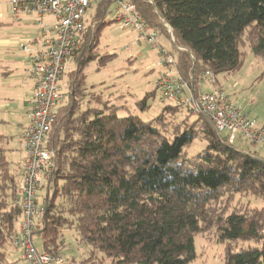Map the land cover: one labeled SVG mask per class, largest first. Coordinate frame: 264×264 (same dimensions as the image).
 <instances>
[{"label":"trees","instance_id":"1","mask_svg":"<svg viewBox=\"0 0 264 264\" xmlns=\"http://www.w3.org/2000/svg\"><path fill=\"white\" fill-rule=\"evenodd\" d=\"M131 2L151 30L166 39L164 23L173 30L177 71L195 94L206 72L217 79L240 69V43L247 31L253 53L264 57V0ZM110 4L95 5L99 12L87 25L77 69L69 74V100L57 107L48 145L54 166L39 188L45 189L44 213L33 233L42 238L43 252L62 258L64 231L73 229L112 264H192L196 236L215 227L226 244L225 264H264V206L230 213L229 206L222 207L236 195L264 200V157L251 150L255 144L230 142L208 117L171 103L149 121L118 116L121 108L101 96L93 99L103 108H84L91 95L86 68L101 57ZM110 58H100V64ZM214 86L219 87L217 80ZM155 96L146 94L138 106L149 109ZM183 110L188 114L178 119ZM197 138L207 147L190 157L186 149ZM8 139L0 134V264H14L8 247H15L11 238L19 234L22 220L15 205L20 178L11 171ZM239 241L256 246L237 250L233 244Z\"/></svg>","mask_w":264,"mask_h":264},{"label":"rangeland","instance_id":"2","mask_svg":"<svg viewBox=\"0 0 264 264\" xmlns=\"http://www.w3.org/2000/svg\"><path fill=\"white\" fill-rule=\"evenodd\" d=\"M11 0H0V134L9 137L5 148L7 157L11 162V171L16 178L20 176V161L24 157L19 140L20 129L16 126L17 118L24 113L23 98L28 85L34 80L27 73L31 63L22 50L19 37L27 33L21 31V26L7 22V16L12 13ZM95 6V5H94ZM93 7V6H92ZM91 9V12H94ZM116 8L112 7L106 17V24L101 31L100 58L112 55L104 66L100 64V58L92 61L86 68L87 87L91 95L84 103V108H103L104 104H98L94 97L101 96L103 102L120 107L118 116H137L144 121H149L158 116L161 109L169 102H163L156 90L159 77L166 71V67L160 62L162 57L159 49H153L148 42L140 37V34L130 30L121 29L115 22ZM86 24H90V17H86ZM30 34H35V27L29 29ZM167 31V30H166ZM29 34V35H30ZM35 35H32L33 38ZM251 32L247 31L241 40L242 65L233 74H220L217 77L218 86L227 94L230 102L239 107L243 114L256 119L260 127H264V57L256 56L252 51ZM159 44L168 52H173V45L160 35ZM76 64L71 63L63 79L59 82L68 102V72L75 69ZM35 84V83H34ZM214 84L206 83L202 86ZM190 86V85H189ZM202 87L205 91L207 87ZM94 87V88H92ZM191 91L193 88L190 86ZM211 91V90H210ZM156 92L152 105L147 110H142L138 102L142 101L148 93ZM86 100V101H87ZM188 114L187 110L180 112L178 119H183ZM170 135V134H168ZM226 135V133H223ZM171 136V135H170ZM52 139V134H51ZM238 142H236L237 144ZM251 146L249 142L244 147ZM207 143L197 138L187 149V155L192 157L205 150ZM252 151L258 152L264 157V147L256 144L251 146ZM21 179V177H20ZM45 189L37 192V201L42 204ZM226 213L235 208H262L264 200L250 195L236 197L229 203ZM224 210V209H223ZM34 245L40 252L43 251V240L34 235ZM240 250L249 246H256L253 242L239 241L233 244ZM197 258L192 264H225L226 244L218 238L217 229L212 227L203 230L195 238ZM8 258L14 264H26L20 259V250L13 245L8 247ZM62 259L68 264L75 261L79 264H112L104 253L94 251L93 248L82 242L79 235L73 229L64 231V245Z\"/></svg>","mask_w":264,"mask_h":264},{"label":"built area","instance_id":"3","mask_svg":"<svg viewBox=\"0 0 264 264\" xmlns=\"http://www.w3.org/2000/svg\"><path fill=\"white\" fill-rule=\"evenodd\" d=\"M10 3L16 21L20 22L27 15L36 16L41 45L30 60L29 74L35 84L33 94L28 98L29 123L21 137L25 158L22 162L23 175L18 184L19 195L15 199V205L22 212V220L19 234L11 238L20 250V259L26 264H65L62 258L40 252L34 245V229L44 213L37 201V192L54 166L55 154L48 145L57 120V107L66 98L59 82L83 44L86 17L94 5L116 4L115 22L121 29L139 33L151 48L159 49L160 63L166 71L159 77L156 90L163 102L183 106L194 115L208 117L216 131L226 133L230 142L243 140L264 147V127L230 102L221 87L214 86L211 91L199 94L191 91L177 71L174 53L159 44L160 34L149 28L131 0H11ZM47 18L52 21H47ZM164 25L170 43L175 44L173 30ZM178 50L186 51V48L178 47ZM216 80L215 74L208 71L200 82L214 84Z\"/></svg>","mask_w":264,"mask_h":264},{"label":"crops","instance_id":"4","mask_svg":"<svg viewBox=\"0 0 264 264\" xmlns=\"http://www.w3.org/2000/svg\"><path fill=\"white\" fill-rule=\"evenodd\" d=\"M112 7H114V8L117 9V5L116 4H110L109 7H108V10L106 11L105 17H107V14H108L109 10ZM93 8H95L94 9V12L90 13L91 12V9H93ZM91 9L89 10L88 15H87L88 17H90V23L93 21V19H95L97 17V14L99 12L97 10V7L96 6H93ZM47 21H52V19L51 18L50 19L47 18ZM7 22L21 26V29L20 30L27 33L26 36L21 35L18 40H19V42H21V45L20 46L22 47V50L27 55V58H28V60L30 62L31 55L34 54V53H36L37 51H39L41 49V45H40V42H39L40 30H39V28L37 26L36 16L35 15H27V16H24L22 18V20L20 22H18V21H16L14 19L13 15L11 13V14H9L7 16ZM87 25H89V24H87ZM33 27H35L37 29L36 35L35 34H30V32H29L30 31L29 29H31ZM32 35H35V37L33 38ZM166 40L169 41V39H166ZM84 43H85V39L83 41L82 46L84 45ZM82 46H81V48H82ZM101 46L102 45H101V40H100V47L98 49L99 52L101 51ZM79 51H78L77 55L79 54ZM76 56L70 62V64L71 63H75L76 64L75 69L73 71L68 72V74H67L68 75V89H69V74L70 73H73L77 69ZM27 73L29 74V69L27 70ZM28 86L29 87L27 89V92H26V94L24 95V98H23V103H24V110L23 111H24V113H21L20 114V116L17 118L18 120H17V123H16V126H18L19 129H20L19 140H20L21 147H22L21 149H22L23 154H24V157L21 159L20 164H19V166H20V176H19V178L23 175L22 162H23V160L25 158V151L23 149L21 137H22L23 131L25 130V128L27 127V125L29 123V119H28V116H27L28 108H29V106H28V98L33 94V91H34V83L31 86L30 85H28ZM204 86H202V87H204ZM202 87L199 90L200 93L209 92L213 88L211 85H207V86H205V87H207V89L204 91ZM19 226L20 225H18V227Z\"/></svg>","mask_w":264,"mask_h":264}]
</instances>
